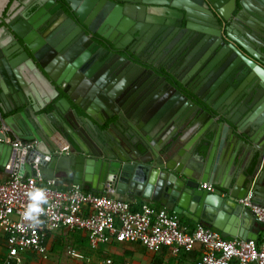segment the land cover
<instances>
[{"label":"water","instance_id":"water-1","mask_svg":"<svg viewBox=\"0 0 264 264\" xmlns=\"http://www.w3.org/2000/svg\"><path fill=\"white\" fill-rule=\"evenodd\" d=\"M64 1L89 33L115 50L121 47L104 34L107 28L113 36L125 35L136 25L127 34L140 37L141 22L146 23L144 28L159 22L136 15L137 9L128 4H168L116 0L126 5H99L89 25L75 3ZM9 2L0 0V21ZM176 2L171 7L187 18L188 10ZM83 8L88 11L92 6ZM215 8L222 34L203 28L195 31L198 38L193 45H197L202 71L196 74L194 68L183 79L169 72L186 93L165 77L142 78L129 68L113 79L119 64L106 55L99 59L102 49L89 40L79 45L84 38L75 46L76 54L84 52L83 56L74 60L76 56H68L71 51L67 50L80 30L68 21L56 42L41 52L25 43L32 59L23 49L15 51L0 43L5 57L25 55L14 59L18 74H0V119L17 111L0 122V170L10 167L23 178H60L78 188L88 186L95 194L142 198L153 194L152 200L164 210L195 224L205 222L223 239L250 241L238 225L253 214L243 211L236 200L250 196L264 203L260 188L264 184V27L259 29L260 38L247 22H242L244 29L225 27L233 0L226 10L217 4ZM155 30L146 37L148 42ZM128 52L140 57L138 52ZM56 54L63 55V60L56 57L49 63ZM13 142L32 147L23 150ZM223 145L227 146L226 164L234 161L249 170L246 182L237 176L222 177L224 164L216 156L224 152ZM202 184L212 185L214 192L201 189Z\"/></svg>","mask_w":264,"mask_h":264},{"label":"built area","instance_id":"built-area-1","mask_svg":"<svg viewBox=\"0 0 264 264\" xmlns=\"http://www.w3.org/2000/svg\"><path fill=\"white\" fill-rule=\"evenodd\" d=\"M14 147L29 149L32 144L13 142ZM40 177L23 178L11 173L0 182V232L3 235V262L21 264V254L30 251L38 256L47 253L48 236L60 231H84L92 249L111 242L139 244L150 252L162 247L174 255L192 251L196 244L202 248L199 260L191 264H264V240L260 243L223 239L220 233L197 226L187 234L175 214L154 210L147 205L133 211L129 202L109 196L83 192L78 187L67 190L55 188V181L41 186ZM45 190L47 204L39 216L40 224L24 219L28 204L27 192L33 188ZM201 189L214 192L210 184ZM250 210L258 223L264 224V206L256 204L250 196L236 200ZM71 255H74L71 252ZM110 264V261H106Z\"/></svg>","mask_w":264,"mask_h":264},{"label":"flooded vegetation","instance_id":"flooded-vegetation-1","mask_svg":"<svg viewBox=\"0 0 264 264\" xmlns=\"http://www.w3.org/2000/svg\"><path fill=\"white\" fill-rule=\"evenodd\" d=\"M155 1H168V4H128L137 9L135 11L136 15L140 13L143 14L144 18L149 16L159 21L151 24L149 28H144L146 23L141 22L139 25L142 27V36L127 34L136 25L130 27L125 35L117 34L113 36V31L111 32L110 28L104 31L108 38H113L116 45L121 47L120 50H115L114 46L108 41L97 34L89 33L64 0H10L0 21V43L4 47L15 49V51L23 49L28 57L32 59L25 43L35 48L37 52H41L44 47L51 45L50 42H56L62 25L68 21L80 30L76 43L71 44L67 50L71 51L68 52V56H76L74 60L83 56L84 52L76 54L77 49H75V46L84 38V41L79 45L83 47L89 40L91 44L93 43L102 49V53L98 55L99 59L106 55L109 56L110 60L115 59L114 63L119 64L112 73L113 79H116L129 68L134 70V74L142 78L160 79L165 77L178 90L186 93L182 86L173 80L169 72L183 79L187 78L189 71L194 68L196 74L202 71L200 59L197 58L199 51L195 50L197 45H193V42L198 38V33L195 32L196 28L208 29L222 34V22L215 4L218 5V9L226 10L230 0L224 3L222 0H214V3H211L210 0ZM71 2L75 3L79 16L87 21L89 25H92L95 21L92 14L99 5L104 6L106 3H112L114 6L119 7L126 5V3L116 0H71ZM174 2L188 10L189 15L187 18L185 14L171 7ZM84 5L92 6V9L86 11L83 8ZM152 12L159 13V15L154 16ZM230 14L229 23H226L225 27L228 26L234 29L239 26L243 28L242 24L247 22L254 28L255 36L261 37L259 29L264 27V0H233V8L230 10ZM153 27L156 28L153 31L155 35L153 40L148 42L146 37ZM17 32L21 38L16 34ZM128 50L138 52L140 57H134ZM18 54L5 57L0 52V74L8 75V72H10L15 76L19 73V66L13 65L14 59L17 58L16 56L23 57L25 55ZM48 55L49 52L43 54L42 59H47ZM56 57L63 60V55L56 54V56L48 59L49 63L56 60ZM148 62H151L156 68L149 65ZM16 113L17 111L3 116L0 122H4L5 119Z\"/></svg>","mask_w":264,"mask_h":264},{"label":"crops","instance_id":"crops-1","mask_svg":"<svg viewBox=\"0 0 264 264\" xmlns=\"http://www.w3.org/2000/svg\"><path fill=\"white\" fill-rule=\"evenodd\" d=\"M226 150H227V146L223 145L221 148V151L222 152L224 151V152L223 153H217V156H216L218 158V160L221 161V165L224 164V165H222L223 166L222 177L228 178L231 180L232 178L237 176L242 180V182H246L248 180V176H249L248 171L249 170H246V168H244V167L241 168V166H240L241 164H239V165L234 164L233 160H232L233 162H231L230 164L229 163L226 164L225 162H227V158H228V156L225 154ZM11 173H12V171H11L10 167L5 168L2 171L0 170V182L7 181ZM28 177H34V176L25 175L24 178H28ZM263 178H264V176H263ZM48 181H51V180H42L40 182V185L45 186ZM54 181H55V188L58 190H67V189L75 187L74 185L71 184L70 181H64L60 178H55ZM263 182H264V180H263ZM260 188L262 190H264V184H262L260 186ZM79 189H81L83 192L93 193L89 189L88 186H85L84 189L83 188H79ZM138 194L140 195L141 193L139 192ZM100 195H105V196H109L111 198L120 199V200L129 202L131 205V208L133 210H139L144 205H147L154 210H164L158 202L152 200L153 194H151L149 198H142L141 196L139 197V196H131V195L118 196L116 194H110V193L100 194ZM263 196H264V193H263ZM262 201H264V198L262 199ZM256 204L264 206V203H261V202H257ZM242 210L244 211V208ZM245 210H247V209H245ZM166 212H168V211H166ZM168 213L172 214L171 212H168ZM177 217L179 218V224H180L181 228L187 234H191L197 228V226H203L204 228L211 229L213 231L218 232L217 230L213 229L211 226H209L205 222L195 224L192 221L184 219L178 215H177ZM218 219H219V217H218ZM243 223H244V225L242 224V222H240L238 227L239 228L242 227L241 229L246 231L248 233V235H250V237H251L250 241H252L254 243H260L262 240H264V224L258 223L253 216L246 219V221H243ZM62 231H65L68 233V231H66V230H60V231H57V232L51 234V236L49 235L50 237L48 236L49 239H47V241H46L47 253L49 251V247H50V250H52L51 246L47 245L48 240H51L52 238H54V236L59 237L57 235V233L62 232ZM227 239L228 240H235L238 238H234V239L227 238ZM239 240H241V239H239ZM117 245L121 246V248L123 250V254L125 257L124 258V264H133L129 260V257H132V256H134L138 260H141L142 264H191V263L199 260L201 255H202V248L198 244H196L194 246L192 251H190L188 253H185L182 251L177 255L172 254L170 249L167 247H162L160 250H158L157 252L154 253V252H149L146 248H144L143 246H141L139 244L116 243L114 241L107 244V245H100L96 249H92L89 245V242H88L87 245L81 247L80 249H81V251H83V255L85 257H88V256H95L97 258L103 257L104 258V264H107L106 263L107 260L110 261V264H114V260L112 259V256L106 252V248H110L112 246H117ZM81 251H78V252H81ZM71 252H73L74 255H76L75 250H71ZM31 253L32 252L27 251L24 253V255H26V254L31 255ZM32 259H33V256H32ZM112 260H113V262H112ZM252 264H254V263H252Z\"/></svg>","mask_w":264,"mask_h":264},{"label":"rangeland","instance_id":"rangeland-1","mask_svg":"<svg viewBox=\"0 0 264 264\" xmlns=\"http://www.w3.org/2000/svg\"><path fill=\"white\" fill-rule=\"evenodd\" d=\"M57 235L61 238L58 241L59 245L55 250H50L49 247L48 253H46L44 256H40L38 259H32V255L30 254L22 255L20 256L21 264L22 261H27L28 264H104L103 257H85L83 255V251L78 252L73 245V240L70 233L62 231L58 232ZM2 240L3 235L0 232V247L3 242ZM71 250H75L76 255H71ZM106 252L112 256L114 264H124L125 257L121 246L117 245L106 248ZM129 260L133 264H142L141 260H138L134 256L129 257Z\"/></svg>","mask_w":264,"mask_h":264},{"label":"clouds","instance_id":"clouds-1","mask_svg":"<svg viewBox=\"0 0 264 264\" xmlns=\"http://www.w3.org/2000/svg\"><path fill=\"white\" fill-rule=\"evenodd\" d=\"M28 204L24 211V219L31 221L33 224H40L39 216L43 214L42 205L47 204L48 201L45 196V190L42 188H33L27 192Z\"/></svg>","mask_w":264,"mask_h":264},{"label":"trees","instance_id":"trees-1","mask_svg":"<svg viewBox=\"0 0 264 264\" xmlns=\"http://www.w3.org/2000/svg\"><path fill=\"white\" fill-rule=\"evenodd\" d=\"M133 211H137V210H133ZM68 233H70V235L72 237V240H73V245H74V247H75V249L77 251H81L80 248L85 246V245H87L88 238H87V233L86 232H84V231H68ZM49 237H48V239H49ZM60 238L61 237L54 236V238H52L51 240H48L47 245L51 246L52 250H55L56 247H58V245H59L58 241L60 240ZM2 249H3V247H2V244H1V247H0V262H3V260H4L3 255H2L3 254ZM22 255H24V254L22 253L21 256ZM31 255L33 256V259L40 258V256H38L37 254H35L33 252L31 253ZM22 264H28V262L27 261H22Z\"/></svg>","mask_w":264,"mask_h":264}]
</instances>
